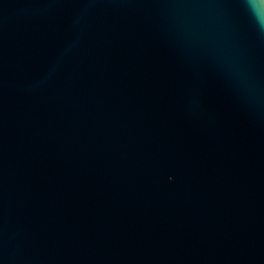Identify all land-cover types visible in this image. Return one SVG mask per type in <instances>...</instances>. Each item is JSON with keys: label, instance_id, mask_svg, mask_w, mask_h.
Segmentation results:
<instances>
[{"label": "water", "instance_id": "water-1", "mask_svg": "<svg viewBox=\"0 0 264 264\" xmlns=\"http://www.w3.org/2000/svg\"><path fill=\"white\" fill-rule=\"evenodd\" d=\"M0 264H264V0H0Z\"/></svg>", "mask_w": 264, "mask_h": 264}]
</instances>
